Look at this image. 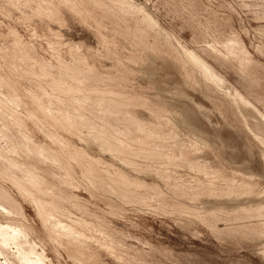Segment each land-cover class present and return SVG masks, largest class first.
<instances>
[{
  "label": "rangeland",
  "instance_id": "1",
  "mask_svg": "<svg viewBox=\"0 0 264 264\" xmlns=\"http://www.w3.org/2000/svg\"><path fill=\"white\" fill-rule=\"evenodd\" d=\"M0 264H264V0H0Z\"/></svg>",
  "mask_w": 264,
  "mask_h": 264
}]
</instances>
